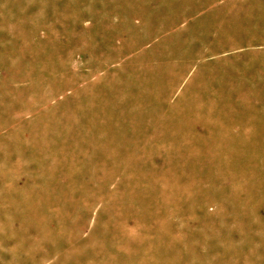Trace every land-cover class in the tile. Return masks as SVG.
<instances>
[{
    "label": "rangeland",
    "instance_id": "rangeland-1",
    "mask_svg": "<svg viewBox=\"0 0 264 264\" xmlns=\"http://www.w3.org/2000/svg\"><path fill=\"white\" fill-rule=\"evenodd\" d=\"M0 264H264V0H0Z\"/></svg>",
    "mask_w": 264,
    "mask_h": 264
}]
</instances>
